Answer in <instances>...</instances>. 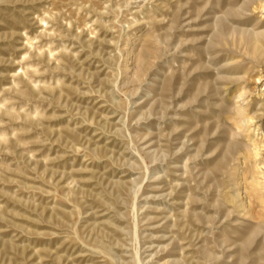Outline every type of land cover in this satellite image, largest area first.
<instances>
[{
  "label": "rangeland",
  "instance_id": "1",
  "mask_svg": "<svg viewBox=\"0 0 264 264\" xmlns=\"http://www.w3.org/2000/svg\"><path fill=\"white\" fill-rule=\"evenodd\" d=\"M0 264H264V0H0Z\"/></svg>",
  "mask_w": 264,
  "mask_h": 264
}]
</instances>
